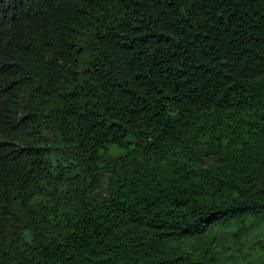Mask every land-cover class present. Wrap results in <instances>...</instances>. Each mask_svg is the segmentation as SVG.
Wrapping results in <instances>:
<instances>
[{"label":"trees","instance_id":"16d2710c","mask_svg":"<svg viewBox=\"0 0 264 264\" xmlns=\"http://www.w3.org/2000/svg\"><path fill=\"white\" fill-rule=\"evenodd\" d=\"M0 264H264V0H0Z\"/></svg>","mask_w":264,"mask_h":264}]
</instances>
